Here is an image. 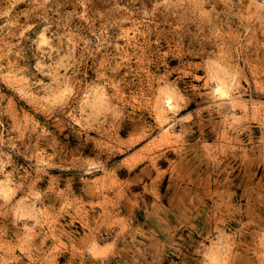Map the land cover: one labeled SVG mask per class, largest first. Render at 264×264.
I'll list each match as a JSON object with an SVG mask.
<instances>
[{
	"label": "rangeland",
	"instance_id": "374dc122",
	"mask_svg": "<svg viewBox=\"0 0 264 264\" xmlns=\"http://www.w3.org/2000/svg\"><path fill=\"white\" fill-rule=\"evenodd\" d=\"M0 264H264V4L0 0Z\"/></svg>",
	"mask_w": 264,
	"mask_h": 264
},
{
	"label": "built area",
	"instance_id": "2783aa9c",
	"mask_svg": "<svg viewBox=\"0 0 264 264\" xmlns=\"http://www.w3.org/2000/svg\"><path fill=\"white\" fill-rule=\"evenodd\" d=\"M259 2H260L261 4H264V0H259Z\"/></svg>",
	"mask_w": 264,
	"mask_h": 264
}]
</instances>
